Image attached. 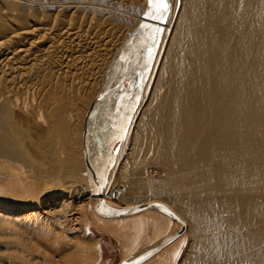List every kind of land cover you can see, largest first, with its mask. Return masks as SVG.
Instances as JSON below:
<instances>
[{"label": "bare ground", "instance_id": "obj_1", "mask_svg": "<svg viewBox=\"0 0 264 264\" xmlns=\"http://www.w3.org/2000/svg\"><path fill=\"white\" fill-rule=\"evenodd\" d=\"M82 1L0 0V222L12 225L0 236V264H35L40 247L63 243L61 264L97 256V239L62 213L78 200L88 211L100 178L92 150L106 153L99 113L112 90L98 107L97 144L92 108L124 43L111 45L115 19L102 26ZM78 6L84 16L69 11ZM173 11L128 120L122 168L140 165L143 177L122 192L127 205L161 202L185 223L177 264H264V0H181ZM150 164L157 180L147 179ZM57 206L64 218L51 230Z\"/></svg>", "mask_w": 264, "mask_h": 264}, {"label": "rangeland", "instance_id": "obj_2", "mask_svg": "<svg viewBox=\"0 0 264 264\" xmlns=\"http://www.w3.org/2000/svg\"><path fill=\"white\" fill-rule=\"evenodd\" d=\"M56 1L58 3L61 2V0H56ZM62 1H64V0H62ZM77 1H79V0H77ZM80 1H82V0H80ZM84 1L86 2V4L90 3L91 5H86V6H88V7H86L82 3V5H81L82 7L81 6L73 7V8H71L72 11H71V9L69 11L72 12V14L74 15L75 14L74 11L76 10V12L78 13L79 8L81 7L82 9L80 8L81 9L80 11L81 12L83 11L82 13L85 15L86 14L88 15L89 13L91 14V15H89L91 17L98 15L97 17H94V18L92 17L93 20L96 18L97 19L99 18L98 21H100V22H98V23H100L101 25L103 24L102 26H106V27L112 26V25H109V23L115 19L112 22V23H114L113 28L115 27L114 34L116 35L115 36L113 34L111 37V39H112L111 45L114 44L113 46H115L116 44H119L120 42L124 43L126 41V39L131 34V33L129 34L130 28L133 27L135 24H137V26H139V24L141 23L143 14H145L147 12L148 7H149V0H116V1L110 0L111 2L106 0L107 1L106 3H105V0H91V2H89L90 0L89 1L84 0ZM93 1L95 3H93ZM180 1L181 0H168V11H167V14L164 16L162 23L158 22V20L157 21L155 20L156 22L151 23L152 25L149 26L148 31L145 30L144 32H142L140 39H138L139 41L136 42L134 40L136 43L134 41L132 42V44L133 43H135V44H133V46L130 50V55H128V56H132L129 58L130 60L128 62L132 61L133 58H135L134 56H137V53H140L139 60L125 74H123L119 84L115 87V89L112 90L111 94L108 96L105 104L103 105V107L101 108L100 113H99V123H101V124H99V126L102 125L104 128L106 127V129H107L106 130L107 132L105 135L107 138L106 139L103 138V140L105 139L104 141H106V143H107V144H105V146H106L105 147V149H106L105 150L106 151V153H105V159H106L105 173H106L108 182L110 184L108 183V188L105 191V199L113 200L120 205H127V203H128L127 198L125 197L124 192H122V191H129L128 189H131L130 187L132 185L133 178L136 177V178L141 179L143 177L142 176L143 174L141 173L142 170H141L140 165H135V167L134 168L131 167V169H130V167H129V169H128V167H125L124 169L122 168L123 167V165H122L123 160L122 159H125L124 157L126 156V153H127V150H125V149H127V145L129 144L130 139H131V134H130L131 133V125H130V122L128 121L129 116L132 115V113L135 111L134 109H136V107L139 103V100L141 97V92H142L141 88H143V85L147 81V78L149 75L148 72H150V70L153 66L154 60H155L157 52H158L159 45L162 41L164 29L166 28L168 22L171 19L170 16L174 12L173 10H174L176 3L179 4ZM98 2L100 4H98ZM95 4H98V6L97 5L95 6ZM107 5H109L108 8H107ZM116 6H118L119 9ZM89 7L90 8L93 7L92 9H90L91 11L88 10ZM95 7L98 9H96ZM108 9L110 11H108ZM118 11H119V13H118ZM81 12L78 13L79 15L76 13L74 16H76V17L77 16H84V15H82ZM94 14H96V15H94ZM112 14H114L115 16L117 14V16L115 17ZM112 17H113V19H112ZM117 17L120 19L117 20ZM102 18L108 19V20H105L103 23H101L102 22L101 20H103ZM124 21H126V22H124ZM96 22H97V20H96ZM116 22H117V26H115ZM120 23H121V25H120ZM106 24H108V25H106ZM118 25H120V26L118 27ZM158 26H160V28H159L160 37L157 41V46L154 49L152 46V43H151V36H152L153 30L156 29ZM116 27L118 28V30L120 29L121 31H118L116 29ZM132 44H130L129 46H131ZM111 45H110V47H111ZM126 49L124 50V52L126 51ZM124 52L121 54L120 57H118L117 63L115 64V66L113 68L114 70H117L118 68H120V64H121V69H122V70H119L120 72L124 71L126 69V67L128 66L129 63L128 64L126 63V61H127L126 58L128 56ZM149 52H151L152 55H149ZM116 56H115V58H116ZM120 61H122V62L120 63ZM145 63H147L150 67L146 71H145V67H144ZM107 69L105 70V72L107 71ZM105 72H104V74H105ZM103 78H104V75H103ZM102 79L100 80V83H102ZM117 89H120L119 90L120 92H119V95L117 96L118 98L116 100L112 101V103H113V115L110 117L109 116V112H110V105H109L110 102L109 101H111L112 95L114 94V92ZM88 113H89V111H87L85 114L86 118H88ZM93 144H94V142H93ZM92 151L94 152L93 154L95 157V151H96L95 146H94V150H92ZM94 164L96 165L95 158H94ZM136 166H138V167L136 168ZM139 167H140V169H139ZM135 168H136V171H135ZM96 169H97V166H96ZM145 174H146L148 180L154 181V180H157L161 176V169L156 164H150L147 167H145ZM88 182H90V180H88ZM149 199H153V198H149ZM78 201L72 205L73 208L71 207L72 208L71 211L66 212V213H62V215L63 216L66 215V217H67L68 213L69 214L73 213V214H71V216L67 217L68 219H72V221L70 222L71 226L72 225L77 226L75 224L76 221L74 219H75V217H79L78 219L81 220V224L84 226L85 229L88 230V232L91 235L90 240L92 241V239H93V242H94V240L97 239V244L95 245V247L97 248L98 252H97V256H96L94 264H114V263H116L119 260L122 252L125 251V247H126L128 241L127 240L125 241V239L122 241H118L114 237L110 236L109 234H106L100 230H97L94 227L93 220L90 216L89 210L88 211L85 210L83 214L80 211V208L78 210V206H76V205L80 204V202H78ZM86 205H89V201ZM73 209H77V210H73ZM56 211H57V213H56ZM59 211H60L59 206L53 208V212H55L56 214L53 213V214H55L54 218H53V215H51V218H50L52 220L51 222H53L54 219H56L55 221H57V222L61 221V220L63 221L64 217L61 214H59ZM58 215H60L61 217H59ZM55 221L52 224L49 223L50 225H52L50 228L51 230H52V227H53V230L56 229V227L54 226V224H56ZM5 226H12V225L9 223L6 224L3 221L0 222V236L4 237V239H6V237L8 236L3 231V228ZM15 229L17 230V228H15ZM23 237L28 239L29 234H24ZM188 239H189V236L186 234V237H184V239L182 241L180 250L177 253V256L175 257L172 264L178 263L179 258H180V252L183 249V247L187 244V242L189 241ZM88 242H90V241H87L86 239L80 240V243L82 245L86 244V243L88 244ZM88 245H91V244H88ZM37 246L39 247L40 245L37 244ZM67 247H69V246L64 245V243L59 244V246H57V247H49V248L40 247L39 251H41L42 254H39V256L35 257V261H36L35 264H47L48 262H50L51 264H55V263L61 264L62 263L61 261H63L61 257H63V253H64V251L66 252ZM0 249L3 250L2 247H0ZM26 253L27 252L25 251V254ZM37 254L38 253H36V255ZM31 257L32 256H28V259H31Z\"/></svg>", "mask_w": 264, "mask_h": 264}, {"label": "water", "instance_id": "obj_3", "mask_svg": "<svg viewBox=\"0 0 264 264\" xmlns=\"http://www.w3.org/2000/svg\"><path fill=\"white\" fill-rule=\"evenodd\" d=\"M161 9V0L149 2L144 19L126 39L121 47V51L118 52L116 58L113 60L111 68H108L104 74L102 91L92 108V136L95 137L93 139L95 144H97V111L100 102L110 90L115 89L123 74L139 60L140 53H137V56L129 62L126 69L114 78L116 70L113 68L117 63V59L132 41L149 28L152 22L157 21L155 16L160 14ZM141 25L144 27L141 28ZM159 33L160 31L156 34L155 45L152 44L154 49L160 37ZM96 152H98L97 168L100 178H97L95 190L92 192V197L89 200L88 210L90 216L97 230L109 234L118 241L124 239L128 241L125 251L122 252L119 260L114 264H172L183 241L182 235L185 232V223L169 206L161 202L154 201L122 206L113 200L103 198V163L105 152L103 149L98 150L97 148ZM156 214L162 216L163 221L162 219L159 220ZM164 217L175 223V228L171 222L169 226L166 225ZM159 233L160 235H158ZM177 242L178 244H176Z\"/></svg>", "mask_w": 264, "mask_h": 264}, {"label": "snow or ice", "instance_id": "obj_4", "mask_svg": "<svg viewBox=\"0 0 264 264\" xmlns=\"http://www.w3.org/2000/svg\"><path fill=\"white\" fill-rule=\"evenodd\" d=\"M149 2L151 3L152 0H149ZM161 3L163 4V7L160 11V14L158 16H155L156 20H162L164 18V16L167 14L168 11V0H161ZM144 26L141 25V28H143ZM159 32V27H157L156 29L153 30L152 36H151V43L153 45H155L156 43V34ZM149 55H152L151 52H149ZM145 70H148L149 65L147 63H145L144 65Z\"/></svg>", "mask_w": 264, "mask_h": 264}]
</instances>
